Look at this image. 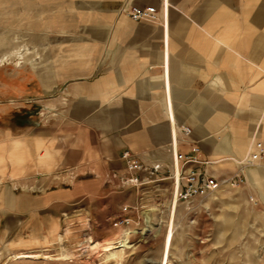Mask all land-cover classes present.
Returning a JSON list of instances; mask_svg holds the SVG:
<instances>
[{
  "label": "crops",
  "instance_id": "1",
  "mask_svg": "<svg viewBox=\"0 0 264 264\" xmlns=\"http://www.w3.org/2000/svg\"><path fill=\"white\" fill-rule=\"evenodd\" d=\"M254 136L264 0H0V243L13 256L48 258L27 250L66 228L135 248L169 222L174 178L190 170L237 175L264 206V167L237 164ZM125 151L144 165L136 186Z\"/></svg>",
  "mask_w": 264,
  "mask_h": 264
},
{
  "label": "rangeland",
  "instance_id": "2",
  "mask_svg": "<svg viewBox=\"0 0 264 264\" xmlns=\"http://www.w3.org/2000/svg\"><path fill=\"white\" fill-rule=\"evenodd\" d=\"M249 198L241 186L223 183L193 200L179 201L177 208L175 198L167 264H264V206ZM160 221L151 223L135 248L109 249L119 245L114 242L119 236L101 241L89 233L72 234L71 228L62 231V242L27 250L48 258L16 257L22 251L0 243V264H159L168 218Z\"/></svg>",
  "mask_w": 264,
  "mask_h": 264
},
{
  "label": "built area",
  "instance_id": "3",
  "mask_svg": "<svg viewBox=\"0 0 264 264\" xmlns=\"http://www.w3.org/2000/svg\"><path fill=\"white\" fill-rule=\"evenodd\" d=\"M119 11L131 19L137 21H154L156 19V9L154 7L123 5L119 8ZM184 131L187 132V130ZM121 157L124 160L125 168L129 174L127 180L130 182V184L136 186L137 184L142 183L143 180H140L136 176L135 172L143 170L144 165L137 159L135 155L128 151L123 152ZM178 157L181 158L182 156L179 155ZM187 161H189V159L185 158V162ZM237 164L243 167H264V141L258 139L255 136L252 137L250 139L245 157L237 161ZM174 180L176 186L173 197L183 201L193 200L197 195L208 193L217 187L218 184L227 183L231 186H234L240 182V179H238L237 175H235L232 180L223 179L221 182H219L215 178L196 170H190L181 176L177 174ZM128 209L129 207H123V211ZM131 222L132 221L129 217H122L116 221L118 225H128Z\"/></svg>",
  "mask_w": 264,
  "mask_h": 264
},
{
  "label": "bare ground",
  "instance_id": "4",
  "mask_svg": "<svg viewBox=\"0 0 264 264\" xmlns=\"http://www.w3.org/2000/svg\"><path fill=\"white\" fill-rule=\"evenodd\" d=\"M174 212H175V207L173 208L172 216L170 217L169 222H168L167 227H166V230H165V234H164V238H163L162 254H161V259H160L159 264H167V262H168L169 249H170L172 237H173V223H174L173 214H174Z\"/></svg>",
  "mask_w": 264,
  "mask_h": 264
}]
</instances>
